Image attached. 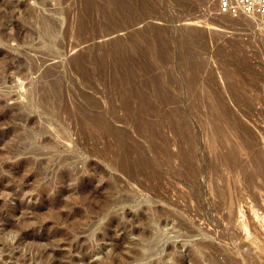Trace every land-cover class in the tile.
<instances>
[{"label": "rangeland", "instance_id": "1", "mask_svg": "<svg viewBox=\"0 0 264 264\" xmlns=\"http://www.w3.org/2000/svg\"><path fill=\"white\" fill-rule=\"evenodd\" d=\"M219 3L0 0V264H264V16Z\"/></svg>", "mask_w": 264, "mask_h": 264}, {"label": "built area", "instance_id": "2", "mask_svg": "<svg viewBox=\"0 0 264 264\" xmlns=\"http://www.w3.org/2000/svg\"><path fill=\"white\" fill-rule=\"evenodd\" d=\"M222 15H260L264 16V0H220Z\"/></svg>", "mask_w": 264, "mask_h": 264}, {"label": "water", "instance_id": "3", "mask_svg": "<svg viewBox=\"0 0 264 264\" xmlns=\"http://www.w3.org/2000/svg\"><path fill=\"white\" fill-rule=\"evenodd\" d=\"M162 238V235H158V237L155 239L153 246L150 249L151 254H155L159 252L160 250V239Z\"/></svg>", "mask_w": 264, "mask_h": 264}, {"label": "bare ground", "instance_id": "4", "mask_svg": "<svg viewBox=\"0 0 264 264\" xmlns=\"http://www.w3.org/2000/svg\"><path fill=\"white\" fill-rule=\"evenodd\" d=\"M240 16H243V15H240ZM244 16H245V15H244ZM246 16H253V18H254V17L260 16V15H246ZM238 77H239V76H238ZM240 77H241V76H240ZM258 79H259V78H258ZM230 81H231V80H230ZM245 84H246V83H245ZM211 104H212V103H211ZM214 104H215V103H214ZM214 109H215V108H214ZM241 114H242V113H241ZM219 116H220V115H219ZM230 119H231V118H230ZM229 122H230V121H229ZM214 125H215V124H214ZM216 125H217V124H216ZM250 126H251V125H250ZM252 128H253V127H252ZM210 129H211V128H210ZM217 129H218V128H217ZM212 130H213V129H212ZM217 131H218V130H217ZM217 131H216V132H217ZM218 132H220V131H218ZM207 133H208V132H207ZM237 133H238V132H237ZM246 133H247V132H246ZM221 134H222V133L220 132V136H222V135L224 136V134H222V135H221ZM229 134H230V133H229ZM257 134H258V132H257ZM218 135H219V133H218ZM210 137H211V135H210ZM215 138H216V137H215ZM223 138H224V137H223ZM223 138H222V139H223ZM227 139H228V138H227ZM227 139H226V140H227ZM211 140H212V139H211ZM217 142H218V141H217ZM243 142H244V141H243ZM244 143H245V142H244ZM212 145H214V144L212 143ZM246 146H247V144H246ZM254 147H255V146H254ZM212 149H213V148H212ZM225 150H226V149H225ZM241 150H242V149H241ZM263 151H264V150H263ZM225 153H226V151H225ZM246 153H247V152H246ZM229 155H230V154H229ZM262 159H263V158H262ZM231 162H232V161H231ZM243 163H244V162H243ZM229 164H230V163H229ZM254 165H255V164H254ZM241 174H242V173H241ZM160 218H161V217H160ZM159 224H160V223H159ZM199 243H200V242H199ZM201 248H202V247H201ZM203 248H204V247H203Z\"/></svg>", "mask_w": 264, "mask_h": 264}]
</instances>
